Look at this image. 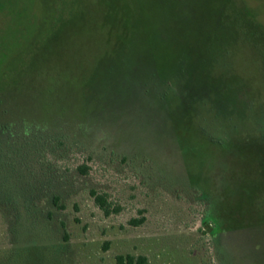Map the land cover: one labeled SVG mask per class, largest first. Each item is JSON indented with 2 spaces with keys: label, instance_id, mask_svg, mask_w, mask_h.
Segmentation results:
<instances>
[{
  "label": "rangeland",
  "instance_id": "rangeland-1",
  "mask_svg": "<svg viewBox=\"0 0 264 264\" xmlns=\"http://www.w3.org/2000/svg\"><path fill=\"white\" fill-rule=\"evenodd\" d=\"M126 254L264 264V0H0V264Z\"/></svg>",
  "mask_w": 264,
  "mask_h": 264
},
{
  "label": "trees",
  "instance_id": "trees-1",
  "mask_svg": "<svg viewBox=\"0 0 264 264\" xmlns=\"http://www.w3.org/2000/svg\"><path fill=\"white\" fill-rule=\"evenodd\" d=\"M79 171L82 174L87 173V168L85 166L79 167ZM90 196L92 197L94 204L104 213L105 216H109L113 213H118L119 208L113 207L112 202L108 200V195L106 194H100L95 190L90 191ZM58 199L55 198V201ZM131 223H135L134 221ZM114 264H147V259L144 256H133L130 254L126 255H117L115 257V263Z\"/></svg>",
  "mask_w": 264,
  "mask_h": 264
}]
</instances>
